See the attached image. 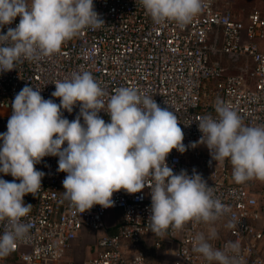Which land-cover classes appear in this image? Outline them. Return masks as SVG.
Instances as JSON below:
<instances>
[{
    "label": "built area",
    "instance_id": "1",
    "mask_svg": "<svg viewBox=\"0 0 264 264\" xmlns=\"http://www.w3.org/2000/svg\"><path fill=\"white\" fill-rule=\"evenodd\" d=\"M233 1L203 0L202 11L180 27L174 21L154 23L140 0H93L104 25L82 30L50 56L17 62L14 70L0 73V133L7 131L12 101L25 85L59 104L51 96L54 83L74 71L90 72L108 94L105 101L120 87L153 97L176 114L185 145L199 141L200 117L217 118L218 99L230 104L245 125H264V0H255L249 11L234 9ZM78 113L79 104L63 116L72 121ZM99 115L110 122L107 113ZM166 163L174 174L184 169L191 175L195 168L228 212L213 224L189 222L156 235L147 227L151 196L146 187L136 194L114 193L113 207L95 205L80 213L62 195L66 173L57 171L58 157L47 156L35 165L45 173L42 188L23 198L33 205L22 218L30 231L0 257V264H72L82 255L78 264H209L193 251V242L211 228L218 233L210 241L215 248L238 241L243 264H264V181L237 184L230 161L216 162L204 144L183 154L173 149ZM0 178L15 179L3 173Z\"/></svg>",
    "mask_w": 264,
    "mask_h": 264
},
{
    "label": "clouds",
    "instance_id": "2",
    "mask_svg": "<svg viewBox=\"0 0 264 264\" xmlns=\"http://www.w3.org/2000/svg\"><path fill=\"white\" fill-rule=\"evenodd\" d=\"M140 3L154 23L174 21L180 27L204 7L203 0ZM18 16L15 28L0 32V73L14 70L17 62L50 56L82 30L105 24L93 0H0V29ZM54 84L51 96L59 98V104L45 99L39 88L25 85L12 101L7 131L0 133V173L15 178L11 182L0 178V223L6 222L0 257L9 255L30 231L31 225L22 218L33 205L23 198L42 188L45 173L35 165L47 156L58 157L57 171L66 173L62 195L80 213L95 205L113 207V194L121 190L136 194L149 188L147 227L156 235L189 222L213 224L228 212L195 168L191 175L184 169L174 174L166 163L173 149L183 154L204 144L216 162L230 161L237 184L264 181V125H245L221 99L214 105L217 118L206 115L197 120L199 141L185 145L176 114L133 87H120L105 101L108 94L90 72L74 71ZM77 104L79 113L69 121L63 111L72 113ZM102 111L110 122L101 118ZM217 237L215 228L207 236L197 233L193 251L209 264H243L239 242L228 241L218 249L210 242Z\"/></svg>",
    "mask_w": 264,
    "mask_h": 264
},
{
    "label": "rangeland",
    "instance_id": "3",
    "mask_svg": "<svg viewBox=\"0 0 264 264\" xmlns=\"http://www.w3.org/2000/svg\"><path fill=\"white\" fill-rule=\"evenodd\" d=\"M258 4L260 5V3ZM256 5H257V2H255V0H234L233 1L234 8L239 11H242V10L249 11L252 8H254ZM84 256L85 255L78 257L72 264H78Z\"/></svg>",
    "mask_w": 264,
    "mask_h": 264
},
{
    "label": "crops",
    "instance_id": "4",
    "mask_svg": "<svg viewBox=\"0 0 264 264\" xmlns=\"http://www.w3.org/2000/svg\"><path fill=\"white\" fill-rule=\"evenodd\" d=\"M235 9V8H234ZM237 10V9H236ZM113 230V229H112ZM111 232H113V231H111Z\"/></svg>",
    "mask_w": 264,
    "mask_h": 264
}]
</instances>
